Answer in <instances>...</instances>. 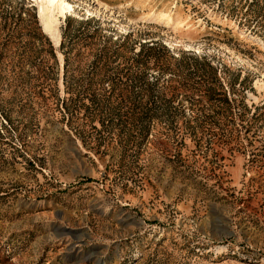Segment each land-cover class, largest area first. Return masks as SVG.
<instances>
[{
  "label": "rangeland",
  "instance_id": "1",
  "mask_svg": "<svg viewBox=\"0 0 264 264\" xmlns=\"http://www.w3.org/2000/svg\"><path fill=\"white\" fill-rule=\"evenodd\" d=\"M67 1L0 0V264H264V0Z\"/></svg>",
  "mask_w": 264,
  "mask_h": 264
},
{
  "label": "trees",
  "instance_id": "2",
  "mask_svg": "<svg viewBox=\"0 0 264 264\" xmlns=\"http://www.w3.org/2000/svg\"><path fill=\"white\" fill-rule=\"evenodd\" d=\"M33 18L34 19H30V22L32 21V23H35V16ZM18 19L21 20L22 19L21 16H19ZM91 19L92 18H90V19L87 18L85 21L79 22V23H88L91 21ZM65 22H66V25H65L64 30H63V35L66 34V32L68 35V25L70 23V19L66 18ZM91 36L92 35H89L85 31L84 32L79 31L78 33L75 32V43L78 42V40L81 39V37H82V39L85 40L87 38H91ZM145 47H146L145 45L140 44L138 51L133 52V56H135V60L139 61L142 58V56H144V55L148 59L150 58L151 54L146 53ZM156 49H157V45H153V44L147 48L148 51H154ZM109 52L110 51H107L105 48L100 51V53L96 56L92 70L104 69V72L102 74L111 76L110 73H108V68L106 67L107 61H109L112 56H114V57L121 56V52H119L118 50H112L110 53ZM153 53L154 54L152 56H158L161 52L154 51ZM99 62H101V63H99ZM127 76L131 79V77L134 76L133 72H131L130 74L125 72V74L122 75V77H124L125 79H128ZM133 78L137 79V78H139V75H136ZM117 80L118 79H116V78L113 79V81L111 82L112 87H121L120 86L121 83ZM121 94H119V95H121ZM103 96H104V94H102L99 97L96 95H91L89 97H86L87 98L86 100H84V98L82 97L79 99V101L75 100V104L78 103L77 105H79L80 107L87 108V110L93 109V111H94V110L99 109L101 107V105H103L105 100L107 101V98H104ZM75 107H77V106H75ZM102 124H103V122H102Z\"/></svg>",
  "mask_w": 264,
  "mask_h": 264
},
{
  "label": "bare ground",
  "instance_id": "3",
  "mask_svg": "<svg viewBox=\"0 0 264 264\" xmlns=\"http://www.w3.org/2000/svg\"><path fill=\"white\" fill-rule=\"evenodd\" d=\"M45 1V0H44ZM59 1V0H58ZM58 1L57 0H49V2L51 3H58ZM73 6H72V4L70 3V2H68L67 0H61V8L59 9V10H64V9H66V8H69V9H71ZM47 23H48V25H46V27H48L49 29H50V31H51V34L53 35V36H56V31H55V29H54V25L51 23V22H49L48 20H47Z\"/></svg>",
  "mask_w": 264,
  "mask_h": 264
}]
</instances>
